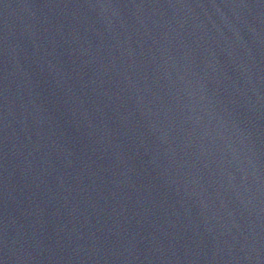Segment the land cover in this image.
<instances>
[{
    "label": "water",
    "instance_id": "95a60500",
    "mask_svg": "<svg viewBox=\"0 0 264 264\" xmlns=\"http://www.w3.org/2000/svg\"><path fill=\"white\" fill-rule=\"evenodd\" d=\"M160 264H264V0H72Z\"/></svg>",
    "mask_w": 264,
    "mask_h": 264
}]
</instances>
